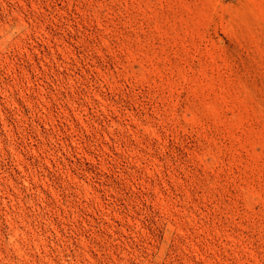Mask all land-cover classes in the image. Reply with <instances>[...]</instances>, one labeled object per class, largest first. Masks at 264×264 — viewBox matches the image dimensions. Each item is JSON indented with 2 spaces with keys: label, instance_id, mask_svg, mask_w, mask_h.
<instances>
[{
  "label": "rangeland",
  "instance_id": "1",
  "mask_svg": "<svg viewBox=\"0 0 264 264\" xmlns=\"http://www.w3.org/2000/svg\"><path fill=\"white\" fill-rule=\"evenodd\" d=\"M0 264H264V0H0Z\"/></svg>",
  "mask_w": 264,
  "mask_h": 264
}]
</instances>
